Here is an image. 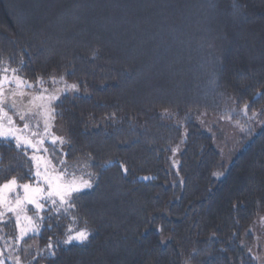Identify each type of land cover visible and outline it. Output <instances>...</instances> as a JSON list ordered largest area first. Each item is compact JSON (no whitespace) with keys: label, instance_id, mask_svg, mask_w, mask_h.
Here are the masks:
<instances>
[{"label":"trees","instance_id":"obj_1","mask_svg":"<svg viewBox=\"0 0 264 264\" xmlns=\"http://www.w3.org/2000/svg\"><path fill=\"white\" fill-rule=\"evenodd\" d=\"M24 52L33 83L81 82L54 131L71 140L69 163L91 154L99 175L79 202L89 241L53 260L62 228L42 227L21 245L25 264H263L251 228L264 217V115L241 108L264 112V0H0V61L17 67ZM229 115L244 131L224 155L215 120ZM23 160L0 146L12 169L0 182L23 176Z\"/></svg>","mask_w":264,"mask_h":264},{"label":"snow or ice","instance_id":"obj_2","mask_svg":"<svg viewBox=\"0 0 264 264\" xmlns=\"http://www.w3.org/2000/svg\"><path fill=\"white\" fill-rule=\"evenodd\" d=\"M97 51L93 50V59ZM24 55L31 58V54L22 53L17 67L0 61V146L14 145L24 158L21 167L26 169L23 176H11L0 182V233L8 225L16 229L14 237L0 234V264H25L20 253L27 256L29 248L21 245L42 227L49 230L62 228L63 239L53 241L49 237L46 251L53 260L62 246L88 242L92 232L86 222L81 225L79 202L99 181L98 173L89 170L93 168L94 157L89 154L84 161L77 159L69 163L70 153L66 148L72 147L71 140L54 131L57 117L62 118V113L57 110L62 98L79 93L81 82L70 83L65 78L67 72L59 75L53 72L47 78L37 76L33 83L21 75L27 66ZM250 107L245 103L241 108L249 120L264 115V112L253 111L249 116ZM163 114L172 115L167 109ZM114 117L115 114L109 118ZM222 118L232 119L230 115ZM237 124L243 131V126L238 121ZM171 151L175 154L179 145ZM114 163L119 162L108 161L101 167H110ZM119 167L123 174L128 173L123 163H119ZM11 170L0 169V172ZM25 179L28 182H23ZM260 219L264 222V217Z\"/></svg>","mask_w":264,"mask_h":264},{"label":"rangeland","instance_id":"obj_3","mask_svg":"<svg viewBox=\"0 0 264 264\" xmlns=\"http://www.w3.org/2000/svg\"><path fill=\"white\" fill-rule=\"evenodd\" d=\"M76 94H78V93H76ZM215 121H217V123H218L217 126L222 131V133H221L222 138L220 139V142L222 140V142H221L222 144H224V143L226 145L230 144V147H227V146L222 145V144H220L218 146L219 150L222 151V153L224 155H227V153L229 152V149H231L232 146L235 145L236 139H238L239 136L241 134H243L244 130L242 131L240 126H238L237 121H234V120H223V119L219 118V120H215ZM239 125H240V122H239ZM29 215H31V212H29ZM260 218L261 217H259L255 221V223L253 224V226L251 228V231L253 233H255V240L252 243V248H253L252 254L254 253L253 255L259 259V262L264 264V231H263L264 230V222H261ZM40 233H41V230L39 233L30 234V236L40 235ZM0 234H7V236H10L5 231V228H3V233H0Z\"/></svg>","mask_w":264,"mask_h":264}]
</instances>
